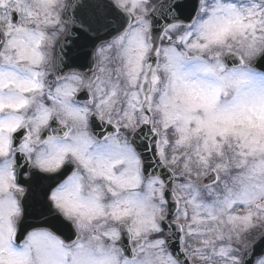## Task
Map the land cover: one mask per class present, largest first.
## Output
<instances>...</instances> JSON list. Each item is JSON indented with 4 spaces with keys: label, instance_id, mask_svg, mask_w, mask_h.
<instances>
[{
    "label": "clouds",
    "instance_id": "9594fccd",
    "mask_svg": "<svg viewBox=\"0 0 264 264\" xmlns=\"http://www.w3.org/2000/svg\"><path fill=\"white\" fill-rule=\"evenodd\" d=\"M83 3L0 0V264H264V0Z\"/></svg>",
    "mask_w": 264,
    "mask_h": 264
},
{
    "label": "water",
    "instance_id": "95a60500",
    "mask_svg": "<svg viewBox=\"0 0 264 264\" xmlns=\"http://www.w3.org/2000/svg\"><path fill=\"white\" fill-rule=\"evenodd\" d=\"M194 10L195 0H183V3H176L172 5V7H166L164 12L168 14L177 11L180 18L190 20ZM75 16L79 21L88 25L98 33V35L93 38L79 28L73 29L75 32L79 33V38L74 40L72 46L68 49L67 55L70 61L68 66H79L84 68L88 66L90 55L86 49L94 46L100 39H105L112 34V32H109L101 36L99 35V30L102 27H111L107 24V19L109 17L118 18V14L106 3V0H84V3L76 8ZM113 31H115V29H113ZM262 66H264V62H262ZM57 226L58 230L63 231L66 235H71L67 225L58 222Z\"/></svg>",
    "mask_w": 264,
    "mask_h": 264
}]
</instances>
